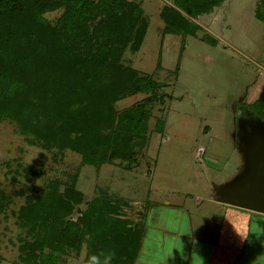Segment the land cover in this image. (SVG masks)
<instances>
[{"label": "rangeland", "instance_id": "1", "mask_svg": "<svg viewBox=\"0 0 264 264\" xmlns=\"http://www.w3.org/2000/svg\"><path fill=\"white\" fill-rule=\"evenodd\" d=\"M132 1L140 4L146 29L139 48L126 47L120 61L150 74L163 94L162 102L150 104L145 141L133 143L132 159L114 158L95 166L83 163L71 149L30 143L14 121L0 118V190L5 194L0 264H39L37 250L34 257L20 250L31 236L17 215L25 196L49 179L59 181V190L71 186L81 194L72 219L86 201L106 190L117 198L119 218L132 226L139 218L142 243L152 248L156 240H171L172 228L187 234V211L195 214V196L217 198L216 188L240 184L264 163V107L258 112L252 108L264 85V21L254 15L257 0H223L192 18L197 28L185 36L162 34L160 9L170 1ZM59 13L56 9L44 16L53 21ZM148 94L127 95L114 107L119 110ZM157 118L163 120L161 131L155 127ZM182 198L188 205L176 207ZM55 254V264H81L84 242L79 249L66 246ZM136 262L149 264L142 255Z\"/></svg>", "mask_w": 264, "mask_h": 264}, {"label": "trees", "instance_id": "2", "mask_svg": "<svg viewBox=\"0 0 264 264\" xmlns=\"http://www.w3.org/2000/svg\"><path fill=\"white\" fill-rule=\"evenodd\" d=\"M166 1L160 9L162 34L185 36L197 28L192 18L223 0ZM56 9L53 21L45 18ZM254 15L264 21V0H257ZM141 16L140 4L132 0H0V118L14 121L30 143L71 149L83 163L132 159L133 143L145 141L150 104L163 100L157 80L120 61L126 47L137 50L142 42ZM136 93L149 94L115 109L118 99ZM263 100L264 88L254 111L264 107ZM162 124L157 118L156 130ZM29 173L34 174L31 167ZM58 183L49 179L25 196L18 224L31 239L20 250L28 257L37 250L39 264H55L56 252L84 242L81 264H133L142 225L119 218L117 198L106 190L72 219L81 194L71 186L59 190ZM4 199L0 190V208Z\"/></svg>", "mask_w": 264, "mask_h": 264}, {"label": "crops", "instance_id": "3", "mask_svg": "<svg viewBox=\"0 0 264 264\" xmlns=\"http://www.w3.org/2000/svg\"><path fill=\"white\" fill-rule=\"evenodd\" d=\"M194 199L191 211L195 214L190 216L187 211V234L172 228V239H155L152 248H147L141 239L133 264H137L139 255L149 264H264L263 211L227 203L219 196ZM164 202L168 204V199ZM185 203L188 199L182 198L175 204L184 207Z\"/></svg>", "mask_w": 264, "mask_h": 264}, {"label": "water", "instance_id": "4", "mask_svg": "<svg viewBox=\"0 0 264 264\" xmlns=\"http://www.w3.org/2000/svg\"><path fill=\"white\" fill-rule=\"evenodd\" d=\"M221 200L264 212V163L253 167L249 178L230 188H216Z\"/></svg>", "mask_w": 264, "mask_h": 264}]
</instances>
